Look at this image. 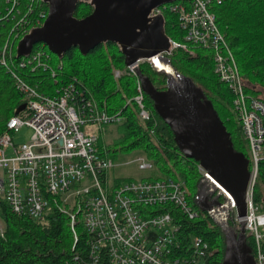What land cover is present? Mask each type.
Returning <instances> with one entry per match:
<instances>
[{
    "label": "built area",
    "instance_id": "obj_1",
    "mask_svg": "<svg viewBox=\"0 0 264 264\" xmlns=\"http://www.w3.org/2000/svg\"><path fill=\"white\" fill-rule=\"evenodd\" d=\"M226 1L177 0L155 9L153 15L165 17L166 12L177 15L179 28L185 33V42L171 40V51L163 56H171L176 49L193 53L190 45L210 50L217 75L234 96V111L250 148L253 165L247 215L238 218L235 206L232 214L238 226L245 221L255 263L264 264V213H260L264 207L255 202L259 166L264 162V103L247 94L235 55L218 26L213 8ZM43 5L46 4L42 0H0V38L5 40L0 51V66L13 79L25 104L20 113L17 114L18 108L15 110L7 131L0 136V200L6 201L15 215L33 220L45 216L51 206L50 198H62L65 204L71 203L63 212L71 216L76 239L75 226L80 217L89 235L95 263L106 253L112 264H205L210 249L205 240L192 238L190 249L183 252L178 241L180 226L173 215L153 214L160 211L159 208L172 205L189 219H196L198 212L188 201L184 183L174 179L112 182L111 171L116 165L107 152L101 150L97 131L121 123V113L110 114L101 108L78 80L58 84L59 73L53 66L51 52L36 50L35 46L28 57L17 56L18 43L47 20L49 8L45 10ZM138 65L127 69L136 75ZM39 71L50 74L58 84L52 93L42 90L43 83L31 84L27 80ZM115 76L122 77V72L117 70ZM145 96L138 80L133 100L140 109L141 119L148 121L151 112ZM21 114L25 118L20 117ZM24 126L32 128L34 135L29 143L17 147L12 133ZM88 127L94 128L96 133L89 132ZM137 162L142 171L153 169L144 157ZM215 191L216 196H213ZM219 194L224 198L223 203L230 201L219 188L212 189L209 199L216 200ZM3 238L5 230L0 217V240Z\"/></svg>",
    "mask_w": 264,
    "mask_h": 264
},
{
    "label": "trees",
    "instance_id": "obj_2",
    "mask_svg": "<svg viewBox=\"0 0 264 264\" xmlns=\"http://www.w3.org/2000/svg\"><path fill=\"white\" fill-rule=\"evenodd\" d=\"M43 7L48 10L47 5ZM213 11L217 15L218 26L237 59L239 70L248 83H245L247 94L264 103V99L258 96L259 92L253 90L257 85L264 87V0H227L221 6H215ZM92 12L90 5L80 4L75 17L83 19ZM164 16L169 38L178 43L185 42V33L179 28L178 16L170 12H166ZM4 43V37L0 38V51ZM189 48L193 53L176 49L166 58L179 73L190 78L203 91L230 134L235 151L244 154L247 142L243 134V138L240 136L242 131L233 107L234 96L217 75L212 52L192 45ZM53 56L56 57L54 54ZM124 67L125 57L113 43L102 45L87 56H83L79 49H72L62 59V64L55 66L59 73L58 84L78 80L101 108L110 114L121 113V137L117 144L124 145L125 149L143 150L149 160L144 158L153 168L155 163L172 164L177 169L182 168V171L179 170L184 180H187L188 173L193 175L195 194L188 197L198 212L196 219H189L172 205L159 208L160 211L153 214L167 212L173 215L176 224L180 226L178 241L183 252L190 249L192 238L199 237L210 246L205 264H223L225 235L208 212L202 210L197 203V194L203 181L197 167L200 164L181 153L172 129L159 116L155 104L147 95L145 102L151 112V119H141L140 109L133 100L137 95V79L132 75H125L118 80L114 78V70ZM140 67L156 89H166L167 79L164 73L154 70L151 64H142ZM27 80L31 84L43 83L42 90L49 93L58 86L51 75L44 71L31 75ZM23 103L24 98L17 91L13 79L0 66V136L7 131L8 122ZM100 148L110 157V150L101 140ZM249 168L251 170L250 166ZM259 179L264 184V162L260 163L255 187V202L261 205L264 201L261 202L256 193ZM50 203L45 216L33 220L15 215L6 201L0 200V217L5 230V238L0 240V264H112L106 253L101 254L97 263L94 262L89 235L80 217L75 226L77 239L75 238L71 216L63 212L65 207L72 206L71 203L65 204L62 198H50ZM230 224L233 226L231 222ZM247 243L253 251L250 237H247Z\"/></svg>",
    "mask_w": 264,
    "mask_h": 264
},
{
    "label": "water",
    "instance_id": "obj_3",
    "mask_svg": "<svg viewBox=\"0 0 264 264\" xmlns=\"http://www.w3.org/2000/svg\"><path fill=\"white\" fill-rule=\"evenodd\" d=\"M42 1L48 5V18L42 27L31 30L19 42L17 56L28 57L35 46L44 44L62 60L72 49H79L83 56H87L96 48L113 43L125 57L126 67L138 65L143 60L152 64L158 61L159 66L153 68L166 75L165 90L156 89L140 65L135 73L144 92L155 104L157 113L172 129L181 153L198 162L206 171L197 203L225 235L223 264H256L247 243L245 221L241 222L239 230L229 222L233 206L238 218L247 215L250 161L235 151L230 134L203 91L163 56L171 51L172 43L166 32L165 18L153 13L177 0ZM80 4L93 8V12L83 19L75 17ZM24 109L25 104H22L17 114ZM215 188L225 192L230 201H211L209 194Z\"/></svg>",
    "mask_w": 264,
    "mask_h": 264
},
{
    "label": "rangeland",
    "instance_id": "obj_4",
    "mask_svg": "<svg viewBox=\"0 0 264 264\" xmlns=\"http://www.w3.org/2000/svg\"><path fill=\"white\" fill-rule=\"evenodd\" d=\"M179 3H182V2H179ZM39 49H44L50 52L47 46L44 44H38L36 46V50H39ZM16 53H17V50H16ZM53 60H54L53 61L54 67L62 64V60H59L57 56L56 57L53 56ZM139 64L140 66L142 64H151L152 66L156 68V64H152L147 60H143ZM116 71L117 69L114 70V78L118 80L121 77L117 78L115 76ZM119 71L122 72V77L125 75H132L137 79V81L139 80L138 77L134 73L130 72L126 66L122 69H119ZM241 76L244 82L248 84L242 74ZM253 90L258 91L259 92L258 96L264 99V87L262 85H257L256 87H253ZM14 116H15V113H14ZM20 117L25 118L23 114H21ZM86 129L89 132L96 133L94 128L88 127ZM33 135H34L33 129L30 127L24 126L20 128L17 132H13L12 138H13L15 145L17 147H21L23 144L29 143ZM97 135L100 137V140L103 141L104 144H106L107 148L110 150L109 155L114 160L115 165H116L115 168L111 171L112 182L114 183H130V182L139 183V182L151 181L155 179H174V180L184 183V187L186 191L188 192V196L191 197L192 195L195 194V190L193 188L194 181L192 179L193 175H191V173H188L187 180L186 179L184 180L180 174L182 171V168H179L181 170L180 171L179 169L174 167V165L172 164L166 165L164 163H160V164L155 163L154 168L152 170H146V171L140 170L139 164L137 162L138 158L146 157L148 159V156H146L143 150L125 149L124 145L117 144V141L121 137L120 124H111V125L104 126L102 128V131H97ZM240 136L242 137L241 132H240ZM244 154L247 156V159L251 162L250 167H252L253 160H252V154L248 146V143L246 144V147L244 148ZM197 167L199 169L198 171L200 175L204 178L205 171L201 168V166L198 165ZM203 178L201 179L203 180ZM216 193L217 191L213 193V196H216ZM256 193H257V196L261 198V202L264 201V184H262L261 179H259ZM216 200L223 202L224 198L223 196H220ZM188 201L191 204L189 197H188ZM259 206L264 207V202H262L261 205ZM260 213H264V209L261 210ZM229 222L232 223L233 227L236 230L240 229V226H238V224L234 222L233 214L231 211H230Z\"/></svg>",
    "mask_w": 264,
    "mask_h": 264
},
{
    "label": "bare ground",
    "instance_id": "obj_5",
    "mask_svg": "<svg viewBox=\"0 0 264 264\" xmlns=\"http://www.w3.org/2000/svg\"><path fill=\"white\" fill-rule=\"evenodd\" d=\"M157 62H158V61H155V64H156V66H159V64H158ZM159 63H160V62H159ZM163 67L166 68L165 65H163ZM166 69H167V68H166ZM168 69H169V68H168ZM168 69H167V70H168ZM137 83H138V82H137Z\"/></svg>",
    "mask_w": 264,
    "mask_h": 264
}]
</instances>
